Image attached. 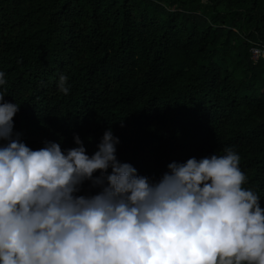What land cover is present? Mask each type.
Masks as SVG:
<instances>
[{"label":"trees","instance_id":"trees-1","mask_svg":"<svg viewBox=\"0 0 264 264\" xmlns=\"http://www.w3.org/2000/svg\"><path fill=\"white\" fill-rule=\"evenodd\" d=\"M256 46L264 47V0H0V90L19 106L14 136L31 149L65 150L78 135L90 156L111 129L117 160L151 179L170 162L231 147L242 186L264 208ZM100 190L85 181L77 195Z\"/></svg>","mask_w":264,"mask_h":264},{"label":"clouds","instance_id":"clouds-1","mask_svg":"<svg viewBox=\"0 0 264 264\" xmlns=\"http://www.w3.org/2000/svg\"><path fill=\"white\" fill-rule=\"evenodd\" d=\"M66 79L57 82L64 94ZM5 91L0 264H264V208L242 186L246 176L231 147L170 162L151 179L117 160L111 129L90 156L78 135L70 149L57 142L31 149L13 135L19 106ZM85 181L101 190L77 195Z\"/></svg>","mask_w":264,"mask_h":264},{"label":"built area","instance_id":"built-area-1","mask_svg":"<svg viewBox=\"0 0 264 264\" xmlns=\"http://www.w3.org/2000/svg\"><path fill=\"white\" fill-rule=\"evenodd\" d=\"M251 54H252V59L256 62L259 61L260 59L264 60V47H259V46L253 47L251 49Z\"/></svg>","mask_w":264,"mask_h":264}]
</instances>
